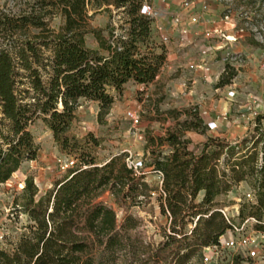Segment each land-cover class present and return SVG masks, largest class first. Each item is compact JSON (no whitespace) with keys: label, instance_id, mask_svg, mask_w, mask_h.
I'll return each instance as SVG.
<instances>
[{"label":"trees","instance_id":"16d2710c","mask_svg":"<svg viewBox=\"0 0 264 264\" xmlns=\"http://www.w3.org/2000/svg\"><path fill=\"white\" fill-rule=\"evenodd\" d=\"M21 1L26 8L19 14L0 11V109L7 122L0 129V185L25 162L38 159L40 148L30 131L37 120L77 163L42 196L34 179L26 180L22 203L16 206L29 223L11 252L0 251V264H204V248L217 244L229 228L219 198L243 182L256 191L258 204L242 205L241 219L263 221L260 114L239 141L209 138L191 150V142L176 133L158 139L170 146L168 152L154 151L150 162L164 176L166 196L158 193L157 202L166 221L161 224L163 240L147 241L143 220L131 210L151 204L158 189L127 167L126 154L99 163V140L91 134L79 138L71 128L82 100L97 103L103 121L130 82L150 85L161 73L166 51L153 40V20L142 13L149 0ZM112 7L122 10L123 35H115L112 23L106 29L91 24L103 11L112 19ZM58 16L62 24L52 28ZM88 35L94 36L97 49L88 46ZM236 76L226 65L219 87ZM187 112L193 121L185 127L199 130L198 115ZM158 140L152 138L154 144ZM105 193L122 208L121 221L102 200Z\"/></svg>","mask_w":264,"mask_h":264},{"label":"rangeland","instance_id":"374dc122","mask_svg":"<svg viewBox=\"0 0 264 264\" xmlns=\"http://www.w3.org/2000/svg\"><path fill=\"white\" fill-rule=\"evenodd\" d=\"M183 1L149 0L148 2L162 12L168 5L179 10ZM202 1L196 0V3L201 5ZM204 2L210 8L218 6V11L222 14L230 10L240 27L245 30L244 44L249 47L244 52V62L232 59L240 53V49L235 48L232 44L214 55L215 59H226L223 61L224 67L226 65L233 67L237 76L230 85L219 87L223 76H221L223 66L222 69L213 71L212 83L206 81L201 70L191 71L186 68L184 75L180 70L164 74L161 71L160 79L144 86V90L135 91L130 87L132 99L129 101L138 102L141 105L140 108L134 102L114 105L110 114L103 121L98 118L99 112L96 114L98 110L82 100V108H79L77 112V119L72 125L71 132L79 138L91 134L99 140L100 146L95 154L99 163H104L128 150L133 159L143 169L148 170L154 151L158 153L169 150V144L162 145L159 138L164 139L170 133H176L182 136L183 140L190 141L195 147L202 145L209 138H221L231 142L239 141L250 132L256 119V116L251 115L253 112L241 114L240 111L253 105L252 103L256 100L253 110L259 115L264 114V68L262 67L264 61L261 63V60H264V0H218L217 2L205 0ZM25 8V3L21 0H0V11L12 15L21 13ZM112 10V19L109 13L103 11L93 19L91 24L95 28L106 29L108 24L112 23L117 28L115 35H123L124 31L120 29L123 19L122 10H116L114 7ZM61 24L62 20L58 16L54 18L51 26L58 29ZM153 29L152 24V33H154ZM105 35L108 37L107 32ZM154 37L153 34L155 43L160 48H164ZM87 44L90 48H98V43L93 35L87 36ZM196 52L190 51L186 58L190 59ZM251 65L259 66L262 73L257 76L258 79L255 76L250 78L245 76L244 70L250 68ZM218 76L221 77L217 79ZM179 87L186 90L179 91ZM210 103H216V110L208 112L211 116L201 121L202 127L199 130L186 128L185 122L193 121V117L187 111L196 109L197 112H204ZM128 108H136L140 112L141 123L137 129L132 128L131 123L125 118ZM225 112L227 118L223 121L217 120V117H222V113ZM248 118L251 119L248 121ZM4 125H7V122L3 120L0 109L1 130ZM239 127L247 129L236 133L232 138L233 130ZM30 131L40 148L38 159L25 162L9 182L0 185V234L7 238L0 242V251L11 252L18 236L24 232V227L29 223L28 217L18 212L22 209L16 206L17 201L20 205L22 203L20 197L23 194L26 180L29 177L33 178L38 186L39 196H42L53 187L56 180L65 176L59 160L75 159V157L60 151L52 132L42 120L35 121L31 125ZM152 138H157V144L152 142ZM148 180L152 188L158 189L157 180L152 178ZM249 189H251L250 184L243 182L228 194L222 195L219 198L222 208H230L231 213L235 212L237 205L241 209V206L245 204V194ZM201 198L202 195L198 199ZM102 200L116 211L117 217L121 221L124 216L123 210L115 203L113 196L110 193H105ZM131 211L143 220L142 231L146 240L160 243L163 240L161 224H164L166 219L161 214L157 196L152 195L151 204L148 206L133 208ZM235 222L241 223L238 219ZM248 228L250 230L251 227ZM230 257L231 253L228 251L223 255L224 261H228ZM238 262L236 261V263ZM245 264L254 263L245 262Z\"/></svg>","mask_w":264,"mask_h":264},{"label":"built area","instance_id":"2783aa9c","mask_svg":"<svg viewBox=\"0 0 264 264\" xmlns=\"http://www.w3.org/2000/svg\"><path fill=\"white\" fill-rule=\"evenodd\" d=\"M198 10H202L201 13L198 12ZM207 10L208 6L205 3L200 5L196 3V0H184L181 3L180 13L167 15L165 12L158 11L154 5L146 1L143 5L142 13L153 20L152 24L154 33H152V35L154 34V39L164 47L166 55L169 53L172 44L176 42L179 59L187 56L188 50L192 47H196L197 54L205 58L214 56L217 52L224 50L230 44L238 42L239 38L231 33L239 32L241 35H244L245 33V30L240 27L238 21L230 10L223 13L218 20L205 22L202 20L201 14L206 13ZM243 57L244 53L240 52L232 59L244 62ZM225 60L226 59H224V61ZM263 61L264 60H261V63ZM166 65L167 60L165 66ZM262 67L264 68V63ZM186 68L191 71L201 70L205 75L206 81L212 83L213 69L207 61L203 60L199 64L188 63ZM225 70L226 66L224 67L221 76L225 73ZM221 76H218L217 79ZM157 79H159V76L155 81H157ZM144 86L146 85H143L142 90H144ZM135 104L138 108L141 107L138 102H135ZM252 104L255 105L256 100ZM253 105L240 111L241 114H244L245 112H253L251 115L254 117L256 116L257 118L259 114L253 110ZM81 108L82 107H80V109ZM193 112L198 115L200 121L206 120L211 116L205 111L197 112V110L194 109ZM125 118L131 123L132 128L134 129H137L141 123V115L136 108H128L125 112ZM226 118L227 113L225 112L222 113V117H217V120L223 121ZM250 119L251 118H248V121ZM195 148V146L191 145V150H194ZM121 154H126L125 161L127 167L133 170L136 176L145 177L147 183L149 182V178L157 180L158 192L153 195L157 196L158 193H160L163 197L166 196L162 189L164 176L160 171L154 170L150 165L148 170L143 169L142 166L133 159L131 152L128 150ZM59 163L61 170L66 173L70 168L76 165L77 161L70 158L65 161L59 160ZM244 202L251 206L257 205L256 191L249 189L245 194ZM18 212L22 215L24 214L22 210H18ZM220 212L229 224V228L219 238L217 244L204 248V264H245V262L264 264V230L257 229L258 225L264 226V221H259L254 217L241 219L239 205L235 207L234 213H231L230 208L228 207L220 209ZM236 219L240 220L241 223H236ZM248 227H251L250 230ZM4 239L5 236L0 234V242H3ZM226 251L231 253V257L228 261H224L223 259V255ZM236 261L239 262L236 263Z\"/></svg>","mask_w":264,"mask_h":264},{"label":"crops","instance_id":"0c3cea01","mask_svg":"<svg viewBox=\"0 0 264 264\" xmlns=\"http://www.w3.org/2000/svg\"><path fill=\"white\" fill-rule=\"evenodd\" d=\"M205 0L202 1L201 4L205 3L204 2ZM214 2H217L218 0H213ZM173 3V2H172ZM171 6L168 5L166 9H164V11L162 10V12H165L167 15H173V14H178L180 13V9L179 10H175V8H170ZM218 6H212V8L208 7V12L204 13V14H201V17H202V20L205 21V22H208V21H215V20H218L221 16H222V13H220L218 11ZM202 10H198V12L201 13ZM232 35L236 36L239 38V41L238 43H235V44H232L233 46H235V48H239L240 49V52L244 53L245 50H248L247 48L249 47L247 44H244L245 43V36L246 35H241L239 32L237 33H231ZM92 49H97V48H92ZM195 51L196 52V47H192L188 50V54L190 51ZM177 46H176V42H174V44H172V46L170 47L169 49V53L167 54V65L165 66V68L162 70V73L164 74L165 72H175V71H182L183 72V75L186 73V67H187V64L188 63H201L203 60L207 61L211 68L213 69V71H217L219 69H222V66L224 67V59L223 60H220L219 58L218 59H215L216 57L215 56H210V57H201L196 53H194L195 55H192V57L190 59H187L186 56L185 57H182V58H178V54H177ZM194 56V57H193ZM213 72V73H214ZM244 73H245V76L247 78H250L251 76H255L257 79L262 72L261 70H259V66L257 65H251L250 68L248 69H245L244 70ZM161 77V74L159 75V79ZM157 79V81L159 80ZM155 81V82H157ZM154 82V83H155ZM142 86L143 85H138V84H135L133 82H130L128 85H127V89L123 95V98L118 100L116 103H115V106L117 104H123V103H133L134 101H129V99H132L131 98V93H130V87L135 89V91H142ZM183 87V85H182ZM182 87H179V91H185L186 89H181ZM90 103L93 107H95L98 111L96 114H98L99 112V105L97 103H93V102H88ZM135 103V102H134ZM216 104V103H215ZM215 104L214 103H210L209 106H206V110L207 112L211 113L212 111H215ZM85 116V115H84ZM247 128L246 127H239V128H236L233 130V134H232V138H234L235 134L238 133V132H242V131H245Z\"/></svg>","mask_w":264,"mask_h":264},{"label":"water","instance_id":"95a60500","mask_svg":"<svg viewBox=\"0 0 264 264\" xmlns=\"http://www.w3.org/2000/svg\"><path fill=\"white\" fill-rule=\"evenodd\" d=\"M62 107V106H61Z\"/></svg>","mask_w":264,"mask_h":264}]
</instances>
